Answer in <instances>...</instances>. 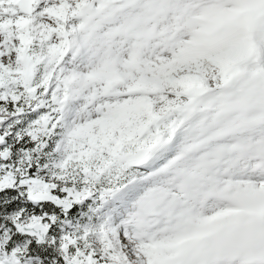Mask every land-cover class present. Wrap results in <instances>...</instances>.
Segmentation results:
<instances>
[{"label": "snow or ice", "instance_id": "obj_1", "mask_svg": "<svg viewBox=\"0 0 264 264\" xmlns=\"http://www.w3.org/2000/svg\"><path fill=\"white\" fill-rule=\"evenodd\" d=\"M0 264H264V0H0Z\"/></svg>", "mask_w": 264, "mask_h": 264}]
</instances>
